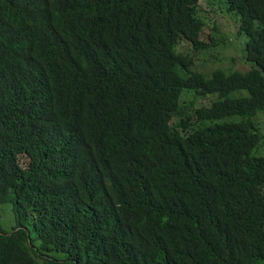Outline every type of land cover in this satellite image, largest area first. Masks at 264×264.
Returning a JSON list of instances; mask_svg holds the SVG:
<instances>
[{"label": "trees", "instance_id": "16d2710c", "mask_svg": "<svg viewBox=\"0 0 264 264\" xmlns=\"http://www.w3.org/2000/svg\"><path fill=\"white\" fill-rule=\"evenodd\" d=\"M207 1L248 71L201 0H0V264H264V0Z\"/></svg>", "mask_w": 264, "mask_h": 264}, {"label": "rangeland", "instance_id": "374dc122", "mask_svg": "<svg viewBox=\"0 0 264 264\" xmlns=\"http://www.w3.org/2000/svg\"><path fill=\"white\" fill-rule=\"evenodd\" d=\"M202 3H209L210 1L201 0ZM205 10L211 18H216L223 28V33L225 34V39H228L229 42L222 44L220 47L214 48V50H206L203 54H195L196 61L200 64L204 63L203 69L206 71H212L215 68L223 69L227 72L232 71H242L246 72L249 70V66L245 63L242 57V40L245 42L244 38L237 35L236 28L237 25L234 22V19L227 17L226 13L222 14L210 7H206ZM204 104L206 101H202ZM15 224V217L11 206L9 205H0V225L5 232H10Z\"/></svg>", "mask_w": 264, "mask_h": 264}]
</instances>
